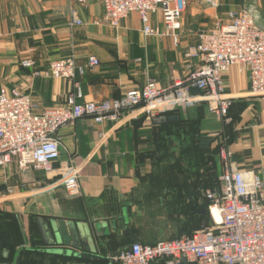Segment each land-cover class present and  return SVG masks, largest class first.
Listing matches in <instances>:
<instances>
[{
    "label": "crops",
    "instance_id": "0c3cea01",
    "mask_svg": "<svg viewBox=\"0 0 264 264\" xmlns=\"http://www.w3.org/2000/svg\"><path fill=\"white\" fill-rule=\"evenodd\" d=\"M216 11L187 1L180 42L175 45L169 37H145L136 13L122 20L119 29L101 24L103 0H0V88L31 95L42 110L65 106L76 86L84 101L90 102L119 99L130 90L142 89L149 79L161 87L170 86L199 66V59H188L186 53L198 44L197 31L215 27ZM74 18L83 24L71 25ZM150 23L164 29L160 13L152 14ZM71 56L79 65L87 64L90 57L97 58L100 65L72 83L34 78L33 71L20 64L31 59L35 69L47 71L51 62ZM225 81L227 94L234 98L231 112L236 117L230 147L233 159L240 170L259 173L264 179V100L250 96L243 66L231 68ZM180 109L185 119L200 113L197 104ZM138 120L96 125L82 119L62 129L59 136L64 149L51 173L32 168L23 171L16 159L0 168V256L2 261L9 259L3 264H18L23 249L44 246L55 250L68 246L67 251L82 255L87 243L91 252L100 253L106 239L98 238L97 233L107 225V234L113 218L126 211L125 204L132 205L138 174L150 168L148 160L142 164L137 152L152 147L146 135L156 125L146 119L135 127ZM202 126L211 135L221 124L203 116ZM66 162L80 168L77 196L60 185V166ZM117 224L124 232V222ZM78 229L81 233L76 232L73 240L70 232Z\"/></svg>",
    "mask_w": 264,
    "mask_h": 264
},
{
    "label": "built area",
    "instance_id": "2783aa9c",
    "mask_svg": "<svg viewBox=\"0 0 264 264\" xmlns=\"http://www.w3.org/2000/svg\"><path fill=\"white\" fill-rule=\"evenodd\" d=\"M85 3L86 0H70ZM218 10L217 0H205ZM105 15L101 24L119 29L130 14L139 15L145 37H169L178 45L181 20L187 0H103ZM160 13L164 29L152 27L150 17ZM260 9L251 4L218 18L209 31H197L198 44L186 58H198L199 66L172 85L161 87L149 79L142 89L130 90L113 100L84 101L76 86L63 107L40 110L31 95L18 89L0 88V168L14 159L23 171L30 168L51 173L61 158L64 145L59 132L82 119L96 125L145 117L156 120L174 109L205 103L210 114L222 124H230L233 97L227 94L225 77L231 68L243 66L250 83L249 94L264 100V27ZM74 18L71 25H82ZM100 23H98L99 25ZM21 66L33 71L34 78L66 80L75 83L78 75L100 65L95 57L79 65L74 56L51 62L47 71L35 69L31 59ZM198 95H192V90ZM219 134H216L218 136ZM219 157L222 164L220 188L207 191L211 226L191 236H180L156 245L139 242L122 249L111 259L120 264H264V179L259 173L240 170L229 142L222 138ZM61 180L71 196L80 194V168L72 162L61 164ZM216 210L219 219L214 215ZM185 261V262H184Z\"/></svg>",
    "mask_w": 264,
    "mask_h": 264
},
{
    "label": "trees",
    "instance_id": "16d2710c",
    "mask_svg": "<svg viewBox=\"0 0 264 264\" xmlns=\"http://www.w3.org/2000/svg\"><path fill=\"white\" fill-rule=\"evenodd\" d=\"M197 107L200 113L196 118L185 119L183 112L178 108L162 114L156 119L159 120L158 122L154 120L156 127L146 135L152 147L147 151L137 152L142 164L148 160L151 169L143 175L138 174L139 184L132 193V205L124 206L127 218L125 212H122L113 218L112 224L108 225L107 234L97 233L98 238L106 239L100 253L86 251L82 255H75L77 252L73 251L70 255L66 253L67 245L62 250L44 246L45 248L41 250L23 249L18 264H120L111 258L122 249L131 246L133 242L119 229L117 221H123L125 229H131L140 239L139 243L144 245H156L160 241L177 239L180 237V232H183L184 236H191L196 231L211 226L212 220L208 213L210 201L206 192L209 190L217 192L221 185L219 176L222 164L219 160V168L217 163L220 159L221 141L212 153H210L211 149L202 146V120L207 107L205 103L197 104ZM242 108L244 109V105ZM230 112L232 122L223 123L222 130L218 132L220 134H223V130L225 134L229 132L232 140L228 142L232 145L236 117ZM145 120V117L139 118L134 123L135 127L141 126ZM225 134L222 138H225ZM187 160L192 162L194 160L191 168L184 166V161ZM202 171L203 174H200ZM186 173L187 176L184 177ZM198 174L199 177H196ZM206 174L208 178H205ZM133 207L139 208V211H133ZM203 209L207 211L206 214L201 212ZM157 214L166 218L158 220ZM182 214V218H174L175 215ZM159 221L161 222L156 224ZM56 245L58 244H52V247ZM11 249L12 247L9 250ZM3 259L2 261L0 256V264L8 263L9 259ZM155 264H164V262Z\"/></svg>",
    "mask_w": 264,
    "mask_h": 264
},
{
    "label": "rangeland",
    "instance_id": "374dc122",
    "mask_svg": "<svg viewBox=\"0 0 264 264\" xmlns=\"http://www.w3.org/2000/svg\"><path fill=\"white\" fill-rule=\"evenodd\" d=\"M187 1H189V0H187ZM190 2H192V3H196V4H199V5H203L205 8H207L208 10H213V9H211L206 3H205V0H190ZM217 2H218V4H219V8H218V10L216 11V12H218V15H219V18H222V19H227V14H228V12H230V11H239V10H241V9H243L244 7H246V6H248V5H251V4H253V5H255L256 7H258V9H260L261 10V12H263V14H264V0H217ZM262 26L264 27V20H262ZM233 104H234V100L232 101V104H231V107L233 106ZM37 105V104H36ZM38 106V105H37ZM231 107H230V109H231ZM188 108V107H187ZM187 108H185V109H187ZM229 109V110H230ZM230 112V111H229ZM231 113V112H230ZM204 116L206 117V116H209V117H213V118H215L216 119V117L215 116H213L212 114H210L209 112H208V110H205V113H204ZM217 120V119H216ZM220 122V121H219ZM220 124H221V126H220V129H218L216 132H214L213 134H211L210 135V133L209 132H207L206 131V129H204L203 128V126H202V139H201V141H202V146H204V147H206L205 149H211V151H210V153H212V152H214L215 150H216V146H217V144L222 140V136L225 134V132H224V130H223V134H220V132H218V131H221L222 129L221 128H223V125H222V123L220 122ZM227 130V129H226ZM227 132V131H226ZM233 133V132H232ZM216 134H219L218 136H216ZM232 135L229 133V132H227L226 134H225V138L227 139V140H229L230 142H231V140H232V137H231ZM208 144V145H207ZM207 145V146H206ZM230 147H231V145H230ZM219 152H220V148H219ZM197 156V155H196ZM202 156H204V155H202ZM220 159H218V165H219V168H220V161H219ZM203 161H205V158L203 159ZM193 162H194V160H193ZM193 162L192 161H184V166L185 167H189V168H191L192 167V164H193ZM217 165V164H216ZM149 169H151V168H148V170ZM200 174H203V171L200 173ZM185 176H187V173L184 175V177ZM196 177H199V174H198V176H196ZM205 178H208V175L206 174V176H205ZM151 211H153V213L155 212L153 209L151 210ZM179 215V214H178ZM156 216H158L157 217V219L159 220V219H163V218H166V216H163V215H160V214H157ZM177 217H183V214L182 215H180V216H177V215H175L174 216V218H177ZM161 221H159V222H156V224H158V223H160ZM146 223V222H145ZM201 225V224H200ZM85 247H87L88 248V245H87V243H85Z\"/></svg>",
    "mask_w": 264,
    "mask_h": 264
},
{
    "label": "water",
    "instance_id": "95a60500",
    "mask_svg": "<svg viewBox=\"0 0 264 264\" xmlns=\"http://www.w3.org/2000/svg\"><path fill=\"white\" fill-rule=\"evenodd\" d=\"M199 94V92L197 91V90H192V95H198ZM157 122L159 121V120H156ZM161 121H163V120H161ZM202 213H204V214H206L207 213V211L205 210V209H203L202 211H201ZM125 218H127V213L125 212ZM127 220V219H126ZM48 227V226H47ZM104 227V230L103 231H99L98 233L99 234H101V233H105V231L108 229V227H107V225H104L103 226ZM76 232H78V233H81V230L80 229H78V231H76V230H71V232H70V235H71V237H72V239L73 240H75L76 239V236H77V234H76ZM124 233V235L125 236H129L130 238H131V240H132V242L133 243H137V242H139V238H138V236H136L135 234H133V232H132V230L131 229H125V231L123 232ZM180 236H183V234L181 233L180 234ZM65 245H68V244H65ZM77 249H81V248H77ZM86 251L87 252H90V250L88 249V248H86ZM66 253L67 254H73V251H66ZM75 255H78V254H75ZM86 258H91L90 256H85ZM94 259H98V258H95V257H93ZM185 262V261H184Z\"/></svg>",
    "mask_w": 264,
    "mask_h": 264
},
{
    "label": "bare ground",
    "instance_id": "6f19581e",
    "mask_svg": "<svg viewBox=\"0 0 264 264\" xmlns=\"http://www.w3.org/2000/svg\"><path fill=\"white\" fill-rule=\"evenodd\" d=\"M214 215H215V217H216L217 219H219V216H218L216 210L214 211Z\"/></svg>",
    "mask_w": 264,
    "mask_h": 264
}]
</instances>
